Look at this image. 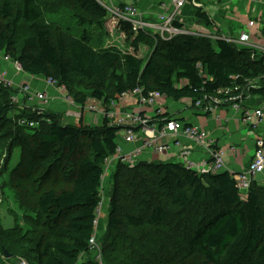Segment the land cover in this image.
<instances>
[{
    "label": "trees",
    "instance_id": "16d2710c",
    "mask_svg": "<svg viewBox=\"0 0 264 264\" xmlns=\"http://www.w3.org/2000/svg\"><path fill=\"white\" fill-rule=\"evenodd\" d=\"M70 8L72 15H67ZM194 10L196 19L209 26L207 15ZM109 16L97 0L1 2L0 52L20 63L26 76L63 87L82 109L78 124H63L62 113L19 107L11 100L15 90L0 85V202L5 200L2 206L8 204L14 218L12 228L0 225L1 255L6 252L25 264L117 263L116 253L125 249L126 239L134 243L142 231L148 234L172 219L175 209L201 203L209 213L189 225L192 233L185 245L190 252L205 264H264L262 187L254 182L243 200L234 174L198 175L172 162L118 163L105 233L95 239L102 225L101 216L97 220L104 161L114 155L123 128L109 126L106 119L99 127L86 126L84 109L92 101L110 111L112 101L140 90L145 100L156 92L175 104L189 101L196 110L197 102L206 106L219 92L236 88L235 96L243 101L264 100V55L258 51L186 34L163 40L143 29L134 31L124 21L116 23L115 31L124 35L132 52L113 44L103 47L92 35H107ZM71 24L81 30L80 36L73 35ZM142 45L151 50L144 59L137 57ZM253 80L259 88H249ZM171 120L191 125L169 113L150 124L161 127ZM21 185L30 187L28 197L26 191L21 195ZM146 186L159 195L158 203L143 192ZM131 193L138 194L134 212L127 204L118 205L122 194ZM128 250L130 261L126 254L119 264H158L153 255L144 262L133 257L136 250ZM84 256L86 263L81 262Z\"/></svg>",
    "mask_w": 264,
    "mask_h": 264
},
{
    "label": "built area",
    "instance_id": "2783aa9c",
    "mask_svg": "<svg viewBox=\"0 0 264 264\" xmlns=\"http://www.w3.org/2000/svg\"><path fill=\"white\" fill-rule=\"evenodd\" d=\"M170 1L173 6V11L170 14L159 16V21L162 24L161 33L179 34L181 32L173 29L171 26L175 20V15L180 13V10L184 7L187 0ZM137 2L138 0H124L121 6L116 10H111V23L116 25L118 21H124L130 23L134 31L141 30L142 23L138 18L139 12L135 6ZM236 41L239 45L243 46V44H247L248 47L252 49L250 45L251 35L249 33H241ZM228 42L232 41L229 40ZM260 52L264 55V52ZM0 62L3 64V66L0 67V85L15 90V94L11 98L14 104L21 101L22 106V104L26 102L27 105H31L27 106V108L36 110L39 114L47 112L50 108L49 96L43 91L36 90L32 87L30 82L24 80L27 76L23 73L20 63L1 52ZM44 81L46 86L59 92L62 91L65 94V89L61 86L59 87L57 83L45 79ZM15 82H18L19 85H17L18 83L15 85ZM254 82L256 87L252 88H259L258 80L249 82V88ZM238 91L240 90L236 88L232 92L229 90L219 92L217 97L208 102L206 106H202L200 102H197L194 107L197 108L201 115L213 114L221 107H226L234 113L240 114L241 120L245 126H253L257 120L264 116L263 108L251 110L245 107L247 101H243V97L241 96H235ZM128 96L130 99L127 98ZM149 96V99L145 100L142 98L141 91L135 90L132 93L122 94L117 101H112L110 111L103 109H101L103 111L94 110L93 106L85 108L86 111L89 112L92 110V114L99 115L101 118L106 119L109 126L123 128L117 135V137L121 135L122 138L120 139L119 136L117 139V148L114 155L104 161L103 182L104 178L109 174L110 169L115 171L118 163L126 167H134L142 160L141 157L143 158L145 155L148 156L147 153L150 155V151L158 152V154H162L163 152L167 154L172 149H180L182 146L179 140L182 139V137L190 140L195 146L202 147L207 152V156L210 160V162L208 161L207 163L194 162L188 156L190 152L187 149L183 150L178 156V159L186 170L195 172L198 175L215 174L219 171L227 170L224 161L225 151L221 147L218 148L216 145L214 146V140L204 129L194 125L186 126L174 120L168 121L161 127H157L158 123L151 125L150 122L153 118L161 114V111L158 110L159 106L156 105V103L164 99V105L167 99L156 92L151 93ZM64 97L66 102L68 101L70 104H74L69 97H66V94ZM133 98L138 100L136 103L138 106L136 108L128 104V101ZM121 109H124L125 112H122ZM141 114L144 115V118L140 116ZM62 122L63 124H69L66 120ZM30 126L32 127L33 125ZM134 126L137 127V131H133L132 128ZM165 138H168L171 142L164 141ZM256 144L257 147L251 163L246 169L233 176L238 192L242 197L248 194L256 178L264 171V140L259 139ZM231 150L236 154L238 153V150L233 147ZM92 244H94L93 239L91 240V245Z\"/></svg>",
    "mask_w": 264,
    "mask_h": 264
},
{
    "label": "crops",
    "instance_id": "0c3cea01",
    "mask_svg": "<svg viewBox=\"0 0 264 264\" xmlns=\"http://www.w3.org/2000/svg\"><path fill=\"white\" fill-rule=\"evenodd\" d=\"M97 1L104 5L110 14L108 23L105 26L106 38L111 37L116 43L120 42L124 50L132 52L131 48L128 47L129 42L126 41L124 35L117 33V31L115 33L116 28L111 23L112 19L110 18L111 10L121 6L124 0ZM135 6L139 12L138 18L142 23L141 30L143 29V31L148 32L151 36L159 35L163 40L172 38L171 34L167 32L161 33L162 24L159 21V16L170 14L173 11L170 0H138ZM194 9H199L207 15L210 21L209 26L202 24L196 19ZM251 21L255 23V26ZM174 22H178L182 26L181 29L175 28L173 25ZM171 27L179 30L181 32L179 35L201 36L209 39L211 42H215L218 39H226L228 41L229 38L235 41L241 33H249L251 35L250 45L261 53L260 51L264 52V0H187L184 7L180 10V13L175 15V20ZM229 28L233 31L230 32ZM224 30L227 33H224ZM122 42L124 43L122 44ZM114 43L108 44L107 42L103 47L112 44L116 45ZM99 44L102 46V42ZM150 52L151 50L148 46L142 45L139 48L137 57L140 59L147 58ZM2 66L3 64L0 62V67ZM26 78L33 88L38 91H43L49 96V110L62 113L64 115L62 120H67V122V111H69L70 115L76 116L74 122L76 124L79 122L82 109L75 104L67 103L64 92H59L46 86L42 78L28 76ZM182 84H184L183 81ZM158 106V110L161 113H169V115L183 120L186 124L204 129L214 140V146L221 147L225 151L224 161L227 166L226 171L231 174H238L248 167L253 159L257 141L259 139L264 140V116L257 120L253 126H245L240 114L234 113L226 107H221L213 114L201 115L197 108L194 110L190 107L191 104L189 101L175 104L168 100V107L164 106L163 103ZM245 107L251 110L263 108L264 113V100L260 97H252L246 102ZM121 111L125 112L124 109H121ZM92 115L84 109V124L93 127L101 126L104 118H101L99 115ZM68 123L72 124L70 122ZM119 136L121 139V135ZM164 141L171 142L168 138H165ZM179 141L182 146L180 149H172L169 153L165 154L166 156L164 158L155 157L156 160L181 164L178 156L183 150L187 149L190 152L188 156L194 162H210L207 152L202 147L195 146L190 140L184 137ZM232 147L238 150L237 154L231 150ZM259 176V181L256 182L255 180L258 186L264 184V171ZM110 183L111 180L109 179L105 184L110 185Z\"/></svg>",
    "mask_w": 264,
    "mask_h": 264
},
{
    "label": "rangeland",
    "instance_id": "374dc122",
    "mask_svg": "<svg viewBox=\"0 0 264 264\" xmlns=\"http://www.w3.org/2000/svg\"><path fill=\"white\" fill-rule=\"evenodd\" d=\"M1 2H2V0H0V6H1ZM189 7H190V5H189ZM68 12L69 11H67V15H72V9L71 8H70V13H68ZM67 20H69V17L67 18ZM251 23H253V25L255 26L254 22L251 21ZM72 26H73V28H75V25H72ZM232 31L233 30L230 29V32H232ZM81 33L82 32L80 29L77 30L75 28L73 30V35L80 36ZM115 33H116V31H115ZM224 33H227V31L224 30ZM178 35H179L178 33L171 34L172 37H175ZM100 38H101V40H100ZM96 39H97L98 44L102 42V46H105V44L107 42H108V44L115 42L114 44L123 48V46H121L120 42L116 43V41L113 40L111 37L106 38V35H97V34H95L94 36L92 35V41H94L96 43ZM229 39H228V41H229ZM231 41L234 45H236L240 48L244 47V46L239 45L236 40L235 41L231 40ZM123 43L124 42H122V44ZM251 48H252V50H255L253 47H251ZM24 79H25V81H28L27 78H24ZM17 83L18 82H15L14 84L16 85ZM17 85H19V83ZM251 87H256L255 82L251 85ZM127 98L130 99L129 96ZM137 101L138 100L136 98H133L132 100L128 101V104H130L134 108H136L138 106L136 104ZM161 102L163 103L164 99ZM162 103L159 102V103H156V105H161ZM17 105L19 107H21V101H18ZM27 106H31V105H27L26 102H24L22 104V107L27 108ZM92 106H93L94 110L103 109L100 104L93 103V101H92ZM103 110H101V111H103ZM67 112L66 113L68 115L67 116L68 122H70L72 124H76L74 122L76 116L70 115L69 111H67ZM89 114L92 115V110L89 111ZM78 123L79 122H77V124ZM165 156L166 155L164 152L162 154H158V152L150 151V155H148V156L145 155L143 158L141 157L142 160H140L139 163L149 164V162L150 163L155 162L157 157H160V158L163 157L164 158ZM113 175H114V171H112V169H110L109 174L106 176V178H104L103 184L107 183V180L110 179L111 185L105 184L104 187L102 188L104 191L102 192V196H101L102 202L100 205L101 206L99 209L100 213H99L98 220H97V221H99L100 216H101V220H102L101 224L102 225H101V228L98 231H96L97 235L95 236V239H97V238L101 239L103 234L105 233L106 218H107V214H109V212H110V208H109L108 203H109L110 196H111L110 191L113 187L112 186ZM259 178H260V176L256 178V182L259 181ZM124 182L125 181L121 182L120 186L121 185L123 186ZM18 183L21 184V182H18ZM146 184L147 183H145V185ZM20 187H21L20 191L22 192L21 195H23V192H25V191H26L25 192L26 197H28L32 193L31 189L29 191L30 187L27 188L28 186H22V185ZM259 187L260 188L262 187V189L264 190V184H261ZM143 192H146L147 194H149L150 199L154 200L155 203H158L160 201L159 195L158 194L156 195L155 190L150 189L149 186L144 187ZM261 193H262V195H260V201H261L262 208L264 209V195H263L264 192H261ZM247 195L244 197H242L240 195V197H241V199L245 200L247 198ZM125 196L126 195L122 194L121 197L118 198L119 199L118 205L122 207V206H125L127 204L129 207H131V209H130L131 212H134V209L136 206V197L138 196V194L131 193V195H129L127 197H125ZM26 197H24V198H26ZM3 201H5V200H2V202H0V225H2L6 229L12 228L14 225V218L12 215L8 214V212H7L8 211L7 209L9 208L8 204L5 205L4 207L2 206L4 204ZM104 208H106V209H104ZM173 213L174 214H173L172 219H170L169 221L164 223L161 227H159V229L157 228L159 231L157 229H154V228H153V230L148 232V234H147V232L142 231V234H140L138 236V238L134 241V243H133V241L129 242L128 241L129 239H126V241L123 242L122 246H124V248L127 249V251L125 249L120 248L119 252L116 253L117 263L113 262V264H119V262L122 259H125V257H127V256H128V258H126V259H129V261H130L129 254H127L129 251L128 249H130V250L133 249L134 251L136 250L135 251L136 253L133 255V257L135 256L136 258H139L140 260L143 259L144 262H146V259L150 255H153L155 257V259L158 261L157 262L158 264H205L203 259H201V257H199L197 255V253L190 252L189 249H187V245H185V244H186L187 238L192 233V229L189 228L190 223L192 222L193 224L194 223L197 224V222H199V220L202 219L203 216L207 215V217H208L209 212L205 208L201 207V203H193L187 209H183V210L175 209L173 211ZM98 223H100V221ZM111 237L114 240H119L118 237H116V238L113 236H111ZM149 238H151L150 241H149ZM119 242H120V240H119ZM93 254L94 253H92V255ZM126 254H127V256H126ZM3 255H1V253H0V264H12V263L15 264L16 261L14 259H12V257H11V259L8 260ZM92 255H91V257H92ZM99 261H100V259H99ZM105 261H107V260H105ZM105 261H104V264H106V263L110 264L109 261H107V262H105ZM81 262L86 263L87 258L85 256L82 257ZM20 264H25V263L20 262ZM101 264H103V262H101ZM149 264H151V263H149Z\"/></svg>",
    "mask_w": 264,
    "mask_h": 264
},
{
    "label": "water",
    "instance_id": "95a60500",
    "mask_svg": "<svg viewBox=\"0 0 264 264\" xmlns=\"http://www.w3.org/2000/svg\"><path fill=\"white\" fill-rule=\"evenodd\" d=\"M4 256L6 259H11V255L7 254L6 252H4ZM15 264H20V262L16 261Z\"/></svg>",
    "mask_w": 264,
    "mask_h": 264
},
{
    "label": "bare ground",
    "instance_id": "6f19581e",
    "mask_svg": "<svg viewBox=\"0 0 264 264\" xmlns=\"http://www.w3.org/2000/svg\"><path fill=\"white\" fill-rule=\"evenodd\" d=\"M117 8H115V10H116ZM243 46L245 47V48H248V45L247 44H243Z\"/></svg>",
    "mask_w": 264,
    "mask_h": 264
}]
</instances>
